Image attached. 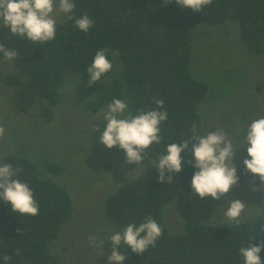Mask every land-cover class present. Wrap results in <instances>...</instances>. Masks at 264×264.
I'll return each mask as SVG.
<instances>
[{
  "label": "trees",
  "instance_id": "1",
  "mask_svg": "<svg viewBox=\"0 0 264 264\" xmlns=\"http://www.w3.org/2000/svg\"><path fill=\"white\" fill-rule=\"evenodd\" d=\"M74 0L71 14H87L95 21L84 33L67 19L57 26L56 39L38 45L29 55L18 56L16 70L5 82L15 89L14 107L28 112L41 104L44 116L54 117L61 102L59 88L67 73L89 77L87 67L96 52L107 48L112 70L93 84L87 107L101 112L114 98L127 100L129 112L154 110V100L164 101L161 111L168 113L160 135L145 156V171L128 181L105 199V216L119 231L129 223L139 224L153 218L162 228L154 247L136 254L127 247L124 264H244L239 248L248 246L255 235L264 239V212L261 216L234 225H213L196 218L184 223V230L173 234L164 222L166 206L193 191L195 169L185 156L183 170L172 174L169 183L158 182L154 161L166 154L169 143H180L203 134L204 119L200 106L209 93V84L192 73L196 31L202 26L235 24L248 53L264 56V0H213L201 12L182 9L175 0ZM2 58L0 53V59ZM127 115V113H125ZM22 168L16 177L26 182L39 204L36 216L20 215L10 204L0 201V264H63L53 245L61 237L64 225L73 218L75 206L67 188L52 178L42 177L32 159L17 154L0 158V165ZM49 169L59 173V165ZM238 185L254 176L237 170ZM232 188V189H233ZM19 250V254H17ZM11 259L5 261V256ZM264 262V250L260 253Z\"/></svg>",
  "mask_w": 264,
  "mask_h": 264
},
{
  "label": "rangeland",
  "instance_id": "2",
  "mask_svg": "<svg viewBox=\"0 0 264 264\" xmlns=\"http://www.w3.org/2000/svg\"><path fill=\"white\" fill-rule=\"evenodd\" d=\"M67 17L68 14L56 16L57 26ZM0 44L15 50L17 57L32 54L39 45L12 35L4 26H0ZM193 50L192 73L210 87L200 106L203 134L217 129L228 134L234 146L241 148L233 160L238 170L248 158L244 147L246 129L253 120L264 117V56L248 53L235 24L198 28ZM0 53V126L5 129L0 138V158L9 154L26 156L36 162L42 177L56 180L70 192L74 216L53 245L63 264H108L110 237L119 229L105 216V199L142 175L145 159L139 165L127 164L122 149H108L99 142L107 122L102 120L101 112L87 107L94 84L89 86L90 78L67 73L59 88L61 102L50 120L44 116L41 104L28 112H17L15 89L5 82L7 75L16 70L15 61ZM95 125L99 130L93 132ZM50 165H59V173L52 172ZM259 185V178L253 176L220 200L201 199L194 192L179 197L166 206L164 222L173 234L182 232L189 218L213 225L238 224L224 216L232 198L248 205L239 223L257 218L264 212V193L252 189ZM90 237H95V241ZM117 250L122 255L127 253V247L117 246Z\"/></svg>",
  "mask_w": 264,
  "mask_h": 264
},
{
  "label": "clouds",
  "instance_id": "3",
  "mask_svg": "<svg viewBox=\"0 0 264 264\" xmlns=\"http://www.w3.org/2000/svg\"><path fill=\"white\" fill-rule=\"evenodd\" d=\"M172 2L168 0L167 3ZM182 8L201 12L205 7L213 4V0H175ZM75 9L74 0H0V26L8 27L12 35L27 38L32 42L42 45L56 39L57 21L60 14H71ZM68 19L75 20V27L87 33L95 24L87 14L79 18L68 15ZM107 48L96 52L92 63L87 67L89 86L99 81L103 75L112 70L113 64L107 58ZM0 52L9 61H15L18 53L13 49L0 44ZM157 106L154 110L137 111L136 115L129 112L127 100L114 98L101 108L103 121H106L105 130L98 137L99 142L108 149L118 146L125 153L127 164H141L145 159L147 150L153 144L159 145L163 137L160 135V125L168 119V113L159 109L163 108L162 99L154 100ZM127 113V116H125ZM97 125L93 132L98 131ZM5 129L0 126V138ZM247 157L243 160L244 171L257 176L260 181L258 188L253 191H262L264 188V117L253 120L246 129L244 137ZM243 148V147H242ZM241 149V148H239ZM237 149L228 134L222 129H217L206 135L196 134L193 125V135L180 143H169L166 154L161 153L158 160L154 161V168L158 170V182L169 183L172 174H179L184 167L185 156L190 152L191 159L187 162L195 169L192 179V191L201 199L211 197L220 200L238 185L239 176L233 160ZM22 168H14L12 164L0 165V201L10 204L11 210L20 215L36 216L39 213V204L34 198L30 186L16 177ZM247 204L240 199L232 198L227 210L224 212L226 220L239 223L245 214ZM161 226L151 217H146L139 224L129 223L111 237V254L107 256L108 264H123L128 258L117 250L130 247L136 254H142L149 247H154L162 235ZM95 237H90L95 241ZM256 236L249 237L248 246L239 248V255L244 264H264L260 253L264 250V239L257 243ZM97 247L99 245H96ZM19 254V250H17ZM5 261L11 259L4 257Z\"/></svg>",
  "mask_w": 264,
  "mask_h": 264
}]
</instances>
